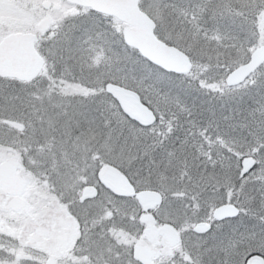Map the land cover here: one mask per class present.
Masks as SVG:
<instances>
[{
	"label": "snow or ice",
	"instance_id": "obj_1",
	"mask_svg": "<svg viewBox=\"0 0 264 264\" xmlns=\"http://www.w3.org/2000/svg\"><path fill=\"white\" fill-rule=\"evenodd\" d=\"M0 264H264V0H0Z\"/></svg>",
	"mask_w": 264,
	"mask_h": 264
}]
</instances>
